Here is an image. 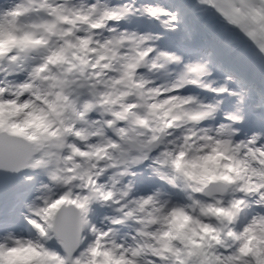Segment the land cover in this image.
I'll use <instances>...</instances> for the list:
<instances>
[{"label":"snow or ice","instance_id":"6c2138e0","mask_svg":"<svg viewBox=\"0 0 264 264\" xmlns=\"http://www.w3.org/2000/svg\"><path fill=\"white\" fill-rule=\"evenodd\" d=\"M0 264H264V0H0Z\"/></svg>","mask_w":264,"mask_h":264},{"label":"clouds","instance_id":"9594fccd","mask_svg":"<svg viewBox=\"0 0 264 264\" xmlns=\"http://www.w3.org/2000/svg\"><path fill=\"white\" fill-rule=\"evenodd\" d=\"M23 117H21L22 119ZM229 163L224 157H220L219 158V163L218 164H209V167L210 168H215V171L216 172H219V173H224L225 171H230L231 169L230 168H225V167H221V165H225ZM196 171H199V169H195ZM189 194L194 198V199H199V200H207L208 197L203 193V192H200V193H197V192H191V190H189ZM228 198H231V197H228ZM25 239H27L28 237H24ZM148 259H152V257H148Z\"/></svg>","mask_w":264,"mask_h":264}]
</instances>
